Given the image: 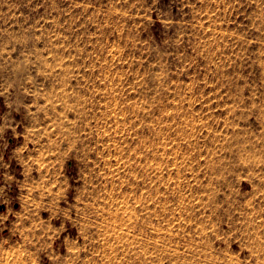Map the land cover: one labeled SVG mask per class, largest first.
Returning a JSON list of instances; mask_svg holds the SVG:
<instances>
[{
  "label": "rangeland",
  "instance_id": "rangeland-1",
  "mask_svg": "<svg viewBox=\"0 0 264 264\" xmlns=\"http://www.w3.org/2000/svg\"><path fill=\"white\" fill-rule=\"evenodd\" d=\"M16 4L17 8L12 12H8L7 6L3 9L7 15L0 17V29L17 32L21 24L25 28L34 25L36 29L51 34L54 27L52 21H56L61 25L56 30L61 39L55 40V43L57 45L63 43L64 48L68 49L67 51L60 49L58 53L67 59L65 67H71L73 64L83 65L87 54H93L96 67L104 72L105 82L97 81L100 94L95 96L93 104L96 111L107 114L105 117L107 123L97 127L104 129L103 141L111 146V150L104 149V159L101 160L97 156L90 165L95 166V163L99 162L101 166L99 170L106 177L103 181L106 185L103 188V194L101 195L100 190H97L95 195L100 198L91 201L95 206L94 210L98 209L95 223L102 230L105 242L96 246L97 264H129V255L136 254H139L143 264H152L157 252L163 255L174 250L179 254L185 252L186 248H202L203 245L200 242L207 240V237L200 234L201 230L207 231L206 225L209 224L212 228H216L215 217L209 211L212 206L210 195L214 191L215 182L210 180L206 171L210 167L209 159L216 158L212 155L215 151L213 142L238 134L237 130L229 128L228 124L221 122L217 125L213 123V120H231L228 110L234 104L233 99L230 98L234 89L238 90L242 106L256 105L250 113L251 119L246 125L243 123L240 125L243 132L251 134L252 140L249 143L253 140L258 141L261 132L264 131L262 128L264 113L261 112L264 108V56L259 55L264 52V35H262L264 28H261L259 32L254 31L251 27L252 21L245 18L256 10V5H252L251 8H241L239 12H236L227 5L221 4L216 16L199 18L200 32L198 34L206 33L207 40L213 47L220 45L216 58L226 59L231 56L234 61V64L224 65L226 74H229V87H223L218 81L209 77L215 86L206 88L202 99L203 107L198 102L192 109L193 115L188 116L183 109L189 108V104L181 105L179 101L185 90L192 85L191 77L195 73L191 69H186L183 75H171L169 77L171 87L161 98L167 101L168 114L163 117V123L157 120L160 124L157 133L160 139L150 142L141 136L144 121L137 117L133 123L129 119V113L135 114L140 109L147 113L148 105L141 102V97L131 88V82L136 76L145 72L154 61L139 51L133 57L125 48L126 41L121 40L118 43V36L111 35L109 25H115L121 6L116 4V14H113L111 11L105 12L104 5L107 4V0H75L77 7H72V0H56L55 4H52L51 0L47 3L45 0H33V4L27 8L23 6V0H16ZM33 7L38 8V11H31ZM185 12L189 15L184 16L183 19L190 20L191 9H185ZM169 13L171 18H174V22H180L181 16L178 14V9L173 6L172 0H161L156 10L150 13L149 21L138 20L137 23L141 25V41L147 39L146 29L153 33L154 38L159 36L164 31L161 20L168 19ZM140 15L143 16L144 13L140 12ZM259 25L260 21H257V26ZM127 26L131 27V22H128ZM244 31L249 33L252 42L246 45H243V42H235L239 34ZM35 35L40 36L41 31H36ZM105 36L110 38L104 39ZM64 37L68 39L64 40ZM74 44L79 45L82 50L81 58L78 60L69 58L76 55V52L72 50ZM97 45L101 46L102 54H97ZM208 46L205 45V47ZM37 47L43 49V42ZM137 47L143 48L144 45L140 44ZM19 52V46L15 52L10 47L4 52L3 60H8L9 56L11 60H17ZM49 55L48 51L43 52L44 57ZM238 56L240 58H237ZM3 60H0V63ZM141 60L146 61L143 66L140 63ZM169 63L178 66V62L171 58ZM109 64L112 66L111 75L107 72ZM84 67L80 68L81 74H84ZM203 68L204 65L201 64V74H203ZM101 71L93 75L99 77ZM170 71L175 72V68ZM124 73L134 75L125 76ZM232 77H235V80ZM107 80L113 82L108 84ZM124 80H127L128 84L127 91H124L122 95L111 96L105 93L106 88L111 89L116 83H123ZM47 87L45 85L46 90ZM116 92H121V89L116 88ZM106 100L112 102L106 105ZM41 103L45 101L42 100ZM57 111L60 112L62 109L58 107ZM6 113L4 100L0 98V117ZM73 118L74 116L70 114L69 120ZM0 123H3L2 119ZM108 133L115 136V142ZM53 135H56L55 131ZM22 140L21 136L17 141L9 128L4 133V140L0 141V145L5 141L8 143L7 148L0 147V155L3 156V162L10 165L7 169H0V172L7 171L17 180L23 179L21 175L23 170L11 157ZM195 146L201 149L207 147L208 151L201 150L192 155L191 153L195 152ZM255 147L259 148L260 145L256 144ZM54 159L55 157L49 158V160ZM49 160L44 163L48 164ZM37 166L41 168V171L44 170L42 166ZM145 167L152 173L148 179H145L147 172L141 175ZM247 171L243 169V175L238 171L236 176L229 177V181L236 184L234 189L236 203L233 211L237 214L232 215L231 219L238 230L233 235V230L226 221L221 224L220 234L224 238H213L215 242L212 245L217 250L216 264H260L261 262L262 250L259 244H252L249 237L243 235L245 231H255L264 238V234L259 232V229L264 228V212L260 211L264 209V197L253 199L259 181L250 179ZM33 175L38 179L40 173L36 172ZM64 176L68 180V191L65 193L68 203L61 200L59 209L66 210L71 205V219L67 225H63L60 220L52 221L51 228L65 227L67 231L62 233L59 239H51L50 243L54 253L67 258L69 249L66 244H62V241L66 237H79V229L72 221L78 219L75 214L77 205L75 189L82 187L83 181L79 179V168L73 160L65 163ZM210 183L213 184V188L208 187ZM58 187L59 185L53 187L52 191H57ZM220 192L222 194L216 197L217 201H224L233 194L224 188H220ZM8 194L12 197L18 196L19 189L15 183L12 184ZM250 200L251 205H249ZM13 207L19 211V202L17 201ZM81 207L84 206L81 205ZM6 208L7 206H4L0 209V213L5 212ZM191 208L195 209L194 213L190 211ZM39 218L46 223L50 219V213L42 211L39 213ZM249 225H252V228H249ZM2 235L7 238L10 233L5 230ZM54 235L53 232L49 233L50 237ZM13 242H16V238ZM78 243L83 244V240L80 239ZM14 253V248L4 246L5 257L14 258ZM43 260L44 264H52L47 257ZM6 264H8L7 261Z\"/></svg>",
  "mask_w": 264,
  "mask_h": 264
},
{
  "label": "clouds",
  "instance_id": "clouds-1",
  "mask_svg": "<svg viewBox=\"0 0 264 264\" xmlns=\"http://www.w3.org/2000/svg\"><path fill=\"white\" fill-rule=\"evenodd\" d=\"M45 2L47 3L48 0ZM51 2L55 4L56 0ZM160 3L161 0H150V2L149 0H107V4L104 5L105 12L111 11L113 14H116L115 5L121 6L115 25H109L111 35L118 36V43L121 40L126 41L125 48L133 57L139 51L154 61L145 72L136 76L131 82V88L141 97V102L148 105L147 113L143 109L135 114L129 113V119L133 123L137 117L144 121L141 136L150 142L160 139L157 134L160 124L157 120L163 123V117L168 114L167 101L161 98L171 87L169 82L171 75H183L186 69H191L195 73L191 77L192 85L185 90L179 101L181 105L189 104V108L183 109L188 116L193 115L192 109L198 102L203 107L202 99L206 88L215 86L209 77L218 81L223 87H229V74H226L224 65L234 64V61L231 56L226 59L216 58L220 45L213 47L207 40L206 33L198 34L199 18L216 16L221 4L227 5L236 12L241 8H251L252 5H256V10L245 18L252 21L251 27L254 31L259 32L264 28V0H172L173 6L178 9V14L181 16L180 22H174V18H171L169 13L168 19L161 20L164 31L154 38L153 33L146 29L147 39L141 41V25L137 21H149L150 13L156 10V6ZM32 4L33 0H23V6L26 8ZM5 6L8 12H12L17 8L16 0H0V17L7 15L3 11ZM77 6L75 0H72V7ZM185 9H191V19L187 21L183 19L184 16L189 15ZM31 11H38V8L33 7ZM140 12L144 15L141 16ZM257 21H260L259 26ZM128 22H131V27L127 26ZM52 23L54 27L51 34L36 29L34 25L25 28L21 24L17 32L0 29V60H3L4 52L10 47L13 52L17 50V46L20 48L19 59L13 61L9 56L8 60L0 63V98H3L7 108V113L0 117L3 120V123H0V141L4 140V133L9 128L17 141L21 136L23 137L22 143L15 148L11 157L22 168L23 179L17 180L7 171L0 172L2 177L0 205L7 206L6 211L0 213V264H6V261L8 264H44V257L50 259L52 264H97L96 246L105 243L102 230L95 223L98 209L94 210L95 206L91 201L100 198L95 195L97 190H100L101 195L103 194V188L106 187L103 181L106 177L99 170L101 167L99 162H96L95 166H90L97 156L101 160L104 159V149L111 150V146L103 141L104 129L97 127L107 123L105 119L107 114L96 111L93 104L95 96L100 94L97 81L105 82L104 72L96 67L93 54H87L83 65L73 64L71 67H65L67 59L58 53L60 49L65 51L68 49L64 48L63 43L60 45L55 43V40L61 39L56 32L61 25L56 21ZM36 31H41V35L36 36ZM108 38L110 36L104 37V39ZM63 39L67 40L68 37ZM42 42L43 49L37 47ZM235 42H243V45H246L252 41L249 33L244 31L239 34ZM140 44L144 47L138 48L137 45ZM205 45L209 46L205 47ZM100 48V45L96 46L97 54H102ZM72 50L76 55L69 58L80 59L82 50L79 45L74 44ZM44 51H48L50 55L44 57ZM259 55L264 56V52ZM170 58L178 62V66L169 63ZM145 62L141 60V66ZM201 64L204 65L203 74H201ZM81 67H84V74L80 72ZM111 67L109 64L107 69L109 75H111ZM173 68L175 72L170 71ZM97 71H101L99 77L93 75ZM124 75L134 74L124 73ZM232 79L235 80V77ZM73 81L76 83L73 84ZM106 82L111 84L113 81ZM127 84L128 81L124 80L123 83L118 82L115 87L106 88L104 91L111 96L122 95L127 91ZM45 85L48 86L47 90ZM116 88H120L121 92H116ZM230 98L234 101L233 106L228 110L231 120L214 119L213 123L217 125L221 122L226 123L229 128L236 129L238 134L213 142L215 151L212 155L216 158L209 159L210 167L206 169L210 180L215 182L214 191L210 195L212 206L209 211L215 217L216 228H212L209 224L206 225L207 231L201 230L200 234L207 237V240L200 242L202 248H186L185 252L179 254L174 250L163 255L157 252L152 264H216L217 250L212 245L215 242L213 238H224L220 234L221 224L226 221L233 230V235L238 230L231 219L232 215L237 214L233 211L236 203L234 199L236 184L229 181V177L236 176L238 171L243 175V169H247V176L259 181L253 199L264 197V131L261 132L258 141L253 140L249 143L252 140L251 134L240 129L242 123L246 125L251 119L250 113L256 105L242 106L238 90L235 89ZM42 100L45 103L42 104ZM111 102L106 100V105ZM58 107L62 111L58 112ZM261 112L264 113V108ZM70 114L74 116L72 120H69ZM53 131L56 132L55 136ZM108 135L115 142V136L112 133ZM256 144L260 147L256 148ZM0 147L7 148V141ZM201 150L208 151V148L201 149L195 146V152L191 154L195 155ZM50 157L55 159L49 160ZM46 160H49L48 164L44 163ZM69 160L76 162L83 186L75 189L77 200L75 214L78 219L72 221L78 227L80 234L79 237H66L62 241V244H66L69 249V255L65 258L51 250L50 240L59 239L67 229L65 227L54 229L50 225L53 220H60L63 225H67L71 219V205L66 210L59 209L61 200L68 203L65 196L68 191V180L64 176V165ZM37 165L42 166L44 170L41 171ZM8 167L10 165L4 163L3 156L0 155V169ZM36 172L40 173L38 179L33 175ZM145 172H147L145 179L150 178L152 173L147 171V167L141 175ZM13 183L19 189L16 197L8 194ZM57 185H59L57 191L53 192L52 188ZM208 187L213 188V184L210 183ZM220 188L233 194L224 201H217L216 197L222 194ZM17 201L20 204L19 211L13 207ZM251 204L250 200L249 205ZM81 205L84 207L82 208ZM42 211L50 213V219L46 223L40 221L39 213ZM190 211L194 213L195 209L191 208ZM260 211L264 212V209ZM248 227L252 228V225ZM5 230L10 233L7 238L2 235ZM50 232L55 235L50 237ZM259 232L264 234V228L259 229ZM243 235L248 236L252 244H259L262 250L260 264H264V238L255 231H245ZM14 238H16L15 243ZM80 239L83 240V244L78 243ZM5 245L15 249L14 258L3 255ZM128 262L143 264L139 254L129 255Z\"/></svg>",
  "mask_w": 264,
  "mask_h": 264
},
{
  "label": "water",
  "instance_id": "water-1",
  "mask_svg": "<svg viewBox=\"0 0 264 264\" xmlns=\"http://www.w3.org/2000/svg\"><path fill=\"white\" fill-rule=\"evenodd\" d=\"M4 208V206H0V209H3Z\"/></svg>",
  "mask_w": 264,
  "mask_h": 264
}]
</instances>
